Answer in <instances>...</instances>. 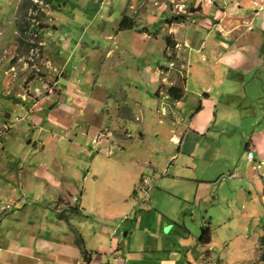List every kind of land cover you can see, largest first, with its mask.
Wrapping results in <instances>:
<instances>
[{
	"label": "crops",
	"instance_id": "1",
	"mask_svg": "<svg viewBox=\"0 0 264 264\" xmlns=\"http://www.w3.org/2000/svg\"><path fill=\"white\" fill-rule=\"evenodd\" d=\"M169 1L172 3L173 0ZM175 2L181 12L185 11L184 15H180L174 6L169 8L167 3L159 0L157 10L146 14L149 22L144 23L152 32L141 33V37L145 44L146 39L153 37L151 34L158 24H161V29L168 28L173 40L170 38L172 46L169 50L165 45L164 55L167 59L177 58L186 64V76L181 77L179 71L161 66L167 69L163 74L160 67L153 69L144 62V70L141 67L139 72L145 80V99L139 96L133 101L112 99V105L106 107L109 101H95L99 99L97 94L89 100L90 91L80 88L75 89L78 92L76 96L68 93L67 97L76 102L71 103L75 111H86L89 107L92 110L90 117L84 112L80 114L75 133L80 131L84 136L81 140L86 144L96 135L102 138V144H96L100 149H97L98 153L92 152L91 158L88 153L82 154V159L89 157V163L87 170L83 169V164L79 166V176L82 177L79 183L68 180L65 181L68 184L64 183L59 188L64 192L60 195L64 194L65 200L68 194L78 197L72 207L77 205L83 214L68 212L59 220L54 212L51 214L42 206L44 213L33 217L34 214L28 211V217L26 207L20 211L16 210L18 206L14 207L8 217L0 219V237H3L7 225H13L10 240L0 239V262L4 258L3 264H207L205 256L208 250H212L213 238L211 223L205 219L224 220L231 210L247 216L250 232L259 234L257 250H262L264 0ZM125 6H121L123 11ZM188 23L197 27L187 26ZM113 26L115 28L110 31L101 30L99 37L119 42L123 38L122 33L131 31H118L117 25ZM132 39L137 41L135 37ZM147 51V48L141 51L144 57L148 56ZM170 52L172 55L168 54ZM190 80L194 83L193 88ZM171 87L181 89L180 98L170 95ZM132 89L137 90L136 87ZM93 102L101 107L100 112ZM133 107H137L135 112ZM120 111L125 114L120 115ZM60 120L65 124L70 122L66 117ZM132 120L137 124V133L127 126ZM118 127H124L125 137L112 131ZM104 129L106 132L98 134ZM148 140L160 152L153 155ZM141 142L145 143V148L148 147L146 156L156 158L158 154L164 155L158 156L162 160L159 165L154 159L153 163L151 158H142L146 162L149 160L147 165L155 176H151L149 185H144L149 175L142 172L136 175L132 170V165L142 159L135 155L129 157V161H135L133 164L121 157ZM249 151L254 153V160L249 159ZM102 157L113 163L102 164ZM221 158L224 159L220 162ZM260 163H263L262 168H258ZM128 167L134 180L126 193L120 190L113 198L115 192L110 187L111 191L107 188L91 192L89 180H104L106 184L116 185L125 178L123 170ZM225 174L232 183L226 185L222 181ZM152 184L159 187L156 194L154 189H149ZM44 193L42 190L33 194L42 198L46 205L59 200ZM174 197L183 203L177 213L157 211L151 205L153 202L172 204ZM238 202L241 209H232ZM221 204H224V215H219ZM213 207L217 210L211 214ZM188 214H200L205 220L201 224V232L204 227L210 228L211 243L202 244L199 237L190 236V224L185 219ZM19 217L22 220L17 219ZM24 217L27 218L24 220ZM124 232L127 239H124ZM86 234L91 235L90 244L84 239ZM77 235L82 237L89 252V261L77 244ZM121 239L124 242L121 243ZM212 256L218 257L214 252ZM14 258L21 259V262Z\"/></svg>",
	"mask_w": 264,
	"mask_h": 264
},
{
	"label": "rangeland",
	"instance_id": "2",
	"mask_svg": "<svg viewBox=\"0 0 264 264\" xmlns=\"http://www.w3.org/2000/svg\"><path fill=\"white\" fill-rule=\"evenodd\" d=\"M162 1L167 3L169 8L174 6L180 15L185 12L184 10L181 12L176 0L172 3L169 0ZM30 2L33 5H30ZM158 2L159 0H97L96 2L95 0H0V219L8 217V213L16 206L19 207L17 211L26 207L25 212L28 217H30L28 211L34 214L33 217L44 213L41 207L45 206L51 214L54 212L53 215L57 218V214L62 213L65 207L76 203L74 197L69 196L71 194L66 195L65 200L64 194L60 195L64 192L59 191V188L68 180L75 184L79 183L82 179L79 176V166L83 164V169L87 170L88 158L92 157V152L96 153L100 150L94 141L102 144V138L96 135L89 144H86L85 140H81L84 139L83 134L80 131L75 133L80 114L84 112V115L90 117L92 110L89 107L86 111L85 109L82 112L75 111L76 108L71 105L76 102L67 95L72 93L76 96L78 92L75 89L81 88L90 91L89 100H93L94 95L97 94L99 99L95 101H109V106L106 104V107L112 105V99L133 101L137 100L138 96L142 99L147 97L144 76L139 71L144 66V62L147 63V67L151 66L153 69L160 67V70H164L165 68L161 66L167 67L170 59H167L163 51L165 45L167 47L166 39L173 38L169 29H161V24H158L151 34L155 38L146 39L145 44L141 33L149 34L150 29L142 32L134 29L122 33L123 38L119 42L101 38L99 34L103 29L106 31L114 29L113 25H118L124 11L133 17L137 24L139 23V28H145L144 23L149 22L146 21L148 19L146 14L157 10L160 4ZM122 4L125 6L124 11ZM38 26L43 28L40 30ZM187 26L197 27L192 23H188ZM144 48L148 49L147 57L141 52ZM170 48L168 47V50ZM168 54L172 55L171 52ZM166 70L163 74H166ZM185 76L183 72L181 77ZM130 84L131 88H129ZM193 84L191 81L190 87L193 88ZM134 87L137 90L132 89ZM95 103L93 102V105L100 112L101 107ZM65 105H69L70 108ZM133 108L135 112L137 107ZM119 114L125 113L120 111ZM63 117L70 122L61 123L60 119ZM136 125L132 120L127 126L137 133ZM112 131L118 135L122 134L123 137L126 136L124 127ZM100 132L106 130H101L98 134ZM77 139L82 142H77ZM151 142H148L151 153L154 155L156 151L160 152ZM144 144L139 143L121 157L133 164L135 161H129V157L133 155L137 159L151 158L159 165L162 160H159L158 156L164 157V155L158 154L156 158L152 155L146 156L148 147L145 148ZM84 153H88L89 157L85 156L82 159ZM223 159L221 158L220 162ZM142 160L132 165L133 173L141 175L142 172L149 175L150 179L155 177L151 172L152 168L147 165L149 160L147 162ZM155 161L152 160L153 163ZM105 162L113 163L102 157L101 163ZM123 171L125 178L123 177L116 185L106 184L104 180L93 182L89 180L91 192L112 189L115 192L113 198H116L115 195L120 190L126 193L128 189L130 190L134 179L131 178L133 175H130L131 168L128 167ZM228 177V174H225L222 180L226 185L232 183ZM149 189L151 191L154 189L153 193L156 194L159 187L152 184ZM28 190L33 193L44 190L45 195L59 200L46 205L42 198L29 193ZM182 204L175 198L172 204L153 202L151 205H154L157 211H167L171 214L172 211L176 213L181 211L178 208ZM221 206L219 215H224V211L222 212L224 204ZM235 208L241 209V204L238 202L232 209ZM214 209L217 210V207L211 209V214L214 213ZM226 217L228 218H223L224 220L221 221L209 218L205 221L200 214L185 216L186 222L190 224V236L195 239L201 236V224L204 221L211 223L212 250L206 252L205 263L264 264L261 259L262 250L259 252L256 247L259 234H255L256 231L250 232L247 216L240 212L236 214L231 210L230 215ZM17 219L22 220L21 217ZM12 228V224L7 225V230H4V235L0 239L10 240L9 237L13 236L9 235ZM123 236L124 239L128 237L125 232ZM90 237L91 235H84V239L89 244ZM166 244L171 243L166 242ZM212 252L219 258L213 257ZM18 260L21 262V259ZM3 263L4 258L0 264Z\"/></svg>",
	"mask_w": 264,
	"mask_h": 264
},
{
	"label": "trees",
	"instance_id": "3",
	"mask_svg": "<svg viewBox=\"0 0 264 264\" xmlns=\"http://www.w3.org/2000/svg\"><path fill=\"white\" fill-rule=\"evenodd\" d=\"M30 5H33L32 2H30ZM40 28V30L43 28L42 26H38ZM37 31H39L37 28H35ZM133 29H137L139 32H142V31H148V28H139V25L136 23V21L134 20L133 17L125 14L122 16L118 26H117V30L118 31H124V30H133ZM171 42H170V39L167 38V47H171ZM63 84V83H62ZM63 86V85H62ZM169 93L170 95H175V97L177 98H180L181 96V89L177 88V87H171L169 88ZM179 93V94H178ZM77 197V196H76ZM78 199V197H77ZM35 200V199H33ZM32 203H37V201H31ZM64 212H71V213H76V214H83V212L77 207V206H71L69 205V207H65L63 209V212L62 213H59L57 214L58 218H62L64 214ZM200 239V242L202 244H209L211 243V233H210V228L209 227H204L202 228V232H201V236L199 237ZM76 240H77V244L79 245V247L81 248L82 250V254L84 256V258L86 260H90L89 258V252L85 249V246H84V242L82 240V237L80 235H77L76 237ZM261 259L264 261V245H262V251H261Z\"/></svg>",
	"mask_w": 264,
	"mask_h": 264
},
{
	"label": "built area",
	"instance_id": "4",
	"mask_svg": "<svg viewBox=\"0 0 264 264\" xmlns=\"http://www.w3.org/2000/svg\"><path fill=\"white\" fill-rule=\"evenodd\" d=\"M169 67L182 70V69L185 68V65L178 64L177 62H171L169 64ZM248 157H249L250 160H254L255 159V155H254V153L252 151L248 152ZM262 166H263V163L258 164V168H262ZM144 182H145L144 185H149L151 183V179L150 178H146V180Z\"/></svg>",
	"mask_w": 264,
	"mask_h": 264
},
{
	"label": "clouds",
	"instance_id": "5",
	"mask_svg": "<svg viewBox=\"0 0 264 264\" xmlns=\"http://www.w3.org/2000/svg\"><path fill=\"white\" fill-rule=\"evenodd\" d=\"M205 1V0H204ZM209 1H213V0H209ZM126 13H124V15H125ZM128 15V14H127ZM122 18V17H121ZM119 24V23H118ZM118 26V25H117ZM116 29H117V27H116ZM171 62H177L178 64H183V65H185V68L184 69H175V68H170L169 67V64L171 63ZM167 68L168 69H172V70H177V71H179L181 74H183V72H185L186 71V64H184V63H182L181 61H180V59H171V60H169V62H168V64H167ZM95 143H97V141H94ZM78 201V199H77V197L76 196H74V202H77Z\"/></svg>",
	"mask_w": 264,
	"mask_h": 264
},
{
	"label": "water",
	"instance_id": "6",
	"mask_svg": "<svg viewBox=\"0 0 264 264\" xmlns=\"http://www.w3.org/2000/svg\"><path fill=\"white\" fill-rule=\"evenodd\" d=\"M263 15H264V10H263Z\"/></svg>",
	"mask_w": 264,
	"mask_h": 264
}]
</instances>
